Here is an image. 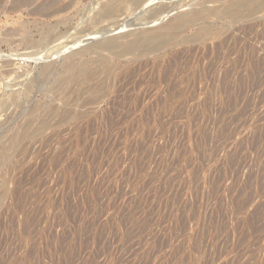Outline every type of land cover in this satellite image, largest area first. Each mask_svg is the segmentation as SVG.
Wrapping results in <instances>:
<instances>
[{"label": "rangeland", "instance_id": "rangeland-1", "mask_svg": "<svg viewBox=\"0 0 264 264\" xmlns=\"http://www.w3.org/2000/svg\"><path fill=\"white\" fill-rule=\"evenodd\" d=\"M19 1L0 0V264H264V0Z\"/></svg>", "mask_w": 264, "mask_h": 264}, {"label": "bare ground", "instance_id": "bare-ground-1", "mask_svg": "<svg viewBox=\"0 0 264 264\" xmlns=\"http://www.w3.org/2000/svg\"><path fill=\"white\" fill-rule=\"evenodd\" d=\"M17 1H19V0H17ZM20 1H22V0H20ZM19 1V2H20ZM95 1V0H94ZM103 1V0H102ZM101 1V2H102ZM133 1V0H132ZM131 1V2H132ZM139 1H141V0H138V2ZM212 1V0H211ZM210 1V2H211ZM214 1V0H213ZM216 1V0H215ZM25 2V0L22 2V3H24ZM30 2V1H29ZM126 2H127V0H105V2L103 3V5H102V13L98 16L100 19H105V18H108V17H113V16H116V15H118L119 14V12H121L122 11V8L125 6V4H126ZM135 2V1H134ZM150 2V1H149ZM21 3V4H22ZM140 3V2H139ZM142 3V2H141ZM146 3V2H145ZM147 3H148V1H147ZM146 3V4H147ZM252 3H253V0H246V1H236V2H233L232 4H231V6H229V8L226 10V11H224V13L226 12L227 14H229V13H232L233 12V14H235L236 16H239L240 14H242V13H244V12H246V11H249V10H252V8H253V6H252ZM132 4V3H131ZM145 4V5H146ZM139 5V4H138ZM149 5H151V4H149ZM44 6V5H43ZM49 6V5H48ZM152 6V5H151ZM150 7V6H149ZM168 7V6H167ZM255 7V6H254ZM9 8V7H8ZM43 8V7H42ZM46 8V7H45ZM166 8V7H165ZM164 8V9H165ZM66 8L64 7V8H62V10L60 9V10H56L55 12H53V14L56 16V14H59V13H61L63 10H65ZM155 9V8H154ZM170 10V9H169ZM169 10H168V13H169ZM171 10H173V9H171ZM170 10V11H171ZM31 11V10H30ZM39 11V10H38ZM164 11V10H163ZM166 11V10H165ZM45 12V11H44ZM92 12V11H91ZM167 12V11H166ZM166 12H164V16H165V13ZM31 13H32V11H31ZM52 13V12H51ZM161 13V12H160ZM171 13V12H170ZM191 13V12H190ZM194 13V12H193ZM192 13V14H193ZM200 11L198 12H196V14H191V15H187V14H182L181 16H179L174 22H172V23H170L169 25H166V26H164V27H161L160 28V31H161V35L163 34V39H162V43L163 44H167L168 43V41H169V39L168 38H172V35L173 34H175L176 32H178V31H180V30H182L187 24H189L190 22H193L194 20H196V18L200 15ZM38 14V12L35 10V11H33V13H32V15H37ZM42 14V13H41ZM48 14V13H47ZM173 14V13H172ZM30 15V14H29ZM43 15V14H42ZM48 15H51V14H48ZM123 15V14H122ZM161 15H163V13L161 14ZM222 15V14H221ZM43 17V16H42ZM96 19V18H95ZM149 20V19H148ZM174 20V19H173ZM150 21V20H149ZM152 21V20H151ZM158 21V20H157ZM125 22V21H124ZM124 22L122 23V26H123V24H124ZM125 23H127V22H125ZM129 23V22H128ZM157 23V22H156ZM160 23V22H159ZM118 25H120V23H117ZM116 24V28L117 29H119L118 27V25ZM131 24V23H130ZM141 24V23H140ZM158 24V23H157ZM125 25V24H124ZM135 25V24H134ZM142 25V24H141ZM130 26V25H129ZM125 27H128L127 25L125 26ZM134 27V26H133ZM108 28H109V26H108ZM121 28V27H120ZM123 28V27H122ZM104 29V28H103ZM102 29V30H103ZM109 29H111V28H109ZM114 28H112V30H113ZM124 29V28H123ZM126 29V28H125ZM107 30V29H106ZM111 30V31H112ZM121 30V29H120ZM119 30V31H120ZM127 30V29H126ZM96 31V30H95ZM94 31V32H95ZM98 31V30H97ZM100 31V30H99ZM104 31V30H103ZM122 31V30H121ZM200 31V30H199ZM93 32V33H94ZM115 32H117L116 30L115 31H113L112 33H115ZM103 33V32H102ZM104 33H106V31L104 32ZM107 33H108V31H107ZM109 33H110V31H109ZM97 34H98V32H97ZM91 36H92V32H91V34H90ZM89 35V36H90ZM95 35H96V33H95ZM105 35V34H104ZM103 35V36H104ZM107 35V34H106ZM116 35V34H115ZM139 35V34H138ZM90 36V37H91ZM94 36V35H93ZM103 36H101V37H103ZM122 36V35H121ZM130 36V35H129ZM132 36V35H131ZM148 36V35H147ZM86 37H88V36H86ZM107 37V36H106ZM97 38H99V37H97ZM105 38V37H104ZM108 38V37H107ZM121 38V37H120ZM60 39V38H59ZM88 39V38H87ZM123 39V38H122ZM145 39V38H144ZM57 40V39H56ZM84 40V39H83ZM82 40V41H83ZM90 41H91V38L89 39ZM107 40V39H106ZM109 40V39H108ZM94 41V40H93ZM105 41V40H104ZM141 41V40H140ZM139 41V42H140ZM145 41V40H144ZM100 42V41H99ZM131 42H133V40L131 41ZM151 42V41H150ZM154 42V41H153ZM161 42V41H160ZM137 43V42H136ZM90 44V43H89ZM109 45V46H112V45H114L115 44V41H113V40H110V41H107L106 43H104L103 42V45ZM120 44H122V43H119V45ZM143 44V43H142ZM148 44H150V43H148ZM152 44V43H151ZM60 45H62V43L60 44ZM93 45V44H92ZM100 45H102V44H100ZM129 45V44H128ZM58 46V45H57ZM94 46V45H93ZM133 46V45H132ZM136 46V45H135ZM154 46V45H153ZM131 47V46H130ZM129 47V48H130ZM50 48V47H49ZM53 48V47H52ZM90 48V47H89ZM104 48V47H103ZM128 48V49H129ZM134 48V47H133ZM138 48V47H137ZM112 50H114V49H112ZM121 49H119V51H120ZM127 50V49H126ZM139 50V49H138ZM143 50V49H142ZM50 51V50H49ZM116 51V50H115ZM122 51V50H121ZM125 51V50H124ZM130 51V50H129ZM145 51V50H144ZM151 52V51H150ZM42 53V52H41ZM41 53H38L37 55H41ZM48 53V52H47ZM47 53L45 54V55H47ZM51 53V52H50ZM125 53V52H124ZM45 55H42V57L43 56H45ZM125 55H126V53H125ZM124 55V56H125ZM39 59V58H38ZM46 60V59H45ZM40 61V60H39ZM126 65H128V64H126ZM105 67V66H104ZM46 68V67H45ZM10 71V70H9ZM92 71V70H91ZM99 72V71H98ZM95 73V72H94ZM93 74V73H92ZM131 74V73H130ZM92 78V77H91ZM121 92V91H120ZM62 123V122H61Z\"/></svg>", "mask_w": 264, "mask_h": 264}]
</instances>
